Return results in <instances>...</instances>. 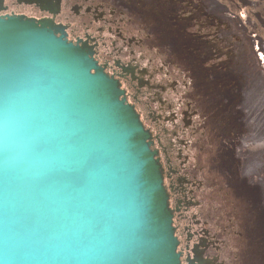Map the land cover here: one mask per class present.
I'll list each match as a JSON object with an SVG mask.
<instances>
[{
    "label": "water",
    "instance_id": "water-1",
    "mask_svg": "<svg viewBox=\"0 0 264 264\" xmlns=\"http://www.w3.org/2000/svg\"><path fill=\"white\" fill-rule=\"evenodd\" d=\"M53 28L0 17V264H181L148 133Z\"/></svg>",
    "mask_w": 264,
    "mask_h": 264
},
{
    "label": "flooded vegetation",
    "instance_id": "flooded-vegetation-1",
    "mask_svg": "<svg viewBox=\"0 0 264 264\" xmlns=\"http://www.w3.org/2000/svg\"><path fill=\"white\" fill-rule=\"evenodd\" d=\"M180 1L0 0V17L24 15L51 22L56 36L84 51L95 68L115 82L119 98L148 133L180 263L239 264V253L247 246L243 217L254 221L256 210L247 209L245 190L234 193L232 179L240 175L234 152L216 146L218 141L223 144L226 129L228 134L237 131L236 105L223 85L200 88L191 71L185 72L173 59L172 49L180 46L184 53L192 52V61L199 59L209 68L206 74L213 80L221 73L208 62L202 34L191 32L187 16L176 14L184 10H172ZM192 8L209 17L199 2ZM211 91L227 97L229 106L223 114L220 108L213 111ZM211 122L216 127L211 128ZM252 235L253 255L247 262L264 264L259 262L264 249L256 220Z\"/></svg>",
    "mask_w": 264,
    "mask_h": 264
},
{
    "label": "rangeland",
    "instance_id": "rangeland-1",
    "mask_svg": "<svg viewBox=\"0 0 264 264\" xmlns=\"http://www.w3.org/2000/svg\"><path fill=\"white\" fill-rule=\"evenodd\" d=\"M181 1L176 6L173 5L172 10H184L176 14L187 16L186 23L192 27L190 31H199V34H202L205 39L208 62L218 67L220 76L232 82L229 86L228 84L223 86L224 90L230 92L227 93L229 95L227 97H231V100L235 102L234 108L237 113L234 112L233 115H237L236 119H238L237 131L234 130L230 134L233 138L235 137V143L229 147L234 152L235 160L237 159L240 174L238 178L232 179L234 193L237 189L247 192L248 202L245 203L248 206L247 209L254 207L257 213L255 216H258L259 221L264 211L263 206L257 202L259 198L262 203L264 200V0ZM198 2L203 5L208 18L205 15H197L193 11L192 6ZM166 43L165 48L168 46ZM180 48L179 46L177 49H172V56L187 72L189 70L187 59H190V53L188 51L184 53ZM208 96H215L212 103L215 108L213 111L219 110L218 108L221 109V113L227 111L229 106L225 102L227 97L222 101L217 91H211ZM211 119L213 120L214 117ZM260 187L263 190H258ZM239 206L243 209L242 205ZM254 221L250 216L243 217L242 225L246 228L247 246L239 253V264H248L247 260L252 258L250 247H252ZM259 262L264 263V254Z\"/></svg>",
    "mask_w": 264,
    "mask_h": 264
},
{
    "label": "trees",
    "instance_id": "trees-1",
    "mask_svg": "<svg viewBox=\"0 0 264 264\" xmlns=\"http://www.w3.org/2000/svg\"><path fill=\"white\" fill-rule=\"evenodd\" d=\"M188 53H192V52L188 51ZM187 60H188L189 70L192 73L191 76H192V79H193L195 85H198L199 87H203V86H209V85H227L228 84L227 86H229V84L232 83L230 81H227L224 76H220V75L215 76L214 80H211L213 78L206 74V70L208 72L209 68H206L204 65H201L199 62V59H197V62H196V60L195 61H192L190 59H187ZM232 80H233V78H232ZM220 98H222V101L224 100L223 99L224 97H220ZM203 105L206 108L208 106V105H205L204 103H203ZM258 190H263V188L260 187ZM257 202H259L258 203L259 205L263 206L262 208L264 210V204H263L264 200L262 203L261 198H259V201H257ZM253 214H255L254 211H253ZM261 217L262 218L259 221H258V216L256 217L255 220H256V226H257V238H258V240L262 241L263 249H264V219H263L264 218V211L262 212Z\"/></svg>",
    "mask_w": 264,
    "mask_h": 264
},
{
    "label": "crops",
    "instance_id": "crops-1",
    "mask_svg": "<svg viewBox=\"0 0 264 264\" xmlns=\"http://www.w3.org/2000/svg\"><path fill=\"white\" fill-rule=\"evenodd\" d=\"M210 126H211V128H213V127H216V124L213 123V122H211ZM224 127H226V125H225ZM224 129H225V128H224ZM244 131H245V130H244ZM224 132H225V136H227V137H225V138L223 139V144L221 143V141H218L217 144H216V146L219 147V149H220L221 151H223V152H227V151H228V148L232 145V143H233V144L235 143V137L233 138V135L228 134L227 129H226ZM245 132H246V131H245ZM233 146H234V145H233ZM233 146H232V147H233ZM227 147H228V148H227ZM229 151H230V152H233V150H230V148H229Z\"/></svg>",
    "mask_w": 264,
    "mask_h": 264
}]
</instances>
